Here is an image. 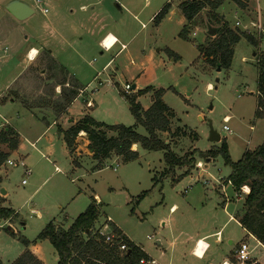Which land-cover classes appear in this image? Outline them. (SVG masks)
I'll use <instances>...</instances> for the list:
<instances>
[{
	"label": "rangeland",
	"instance_id": "rangeland-1",
	"mask_svg": "<svg viewBox=\"0 0 264 264\" xmlns=\"http://www.w3.org/2000/svg\"><path fill=\"white\" fill-rule=\"evenodd\" d=\"M41 1L42 4L35 7L27 0L36 15H40V7H45L50 10L49 16H53L58 13L56 6H60L67 18L70 8L76 7L73 4H77V9L80 6L77 0ZM185 1L188 0H117L114 4L107 0L105 6L110 9L109 13L99 11L97 6L101 18L109 17L112 22L122 23L132 39L121 56L115 57L114 52L106 55L104 62L113 59L114 64L97 78L94 79L95 72L88 68L86 78L93 80L91 88L96 92L93 96L90 93L82 95L71 111L72 120L90 116L100 123L133 127L136 121L129 103L121 95L125 86L135 85V90H164L165 103L177 115L172 132L187 126L199 135V140L194 142L193 138H184L180 133L179 138L173 133L162 134L161 138L171 142L179 156L194 155L204 165L200 169L197 166L192 176L179 182L173 179L184 171L177 170L161 177L167 167L163 152L137 148L140 158L135 162L124 163L120 158H113L106 161L103 168H97V162L86 155L90 150L85 134L77 139L74 156L80 166H76L63 135H60L71 127V118L58 119L51 109H29L22 102L26 100L28 105L37 107L44 104L46 96L50 101H57L53 96L54 84L46 86L44 80L29 77L36 74L28 69L24 79L29 77V85L20 86L19 82L7 87L8 79L0 74V131L6 126L17 131L20 135L18 149L21 147L8 159L17 166H9L6 162L0 168V207L15 212L11 219L0 220V261L3 264H11L23 254L26 247L22 240L29 243L28 250L43 264H58L52 244L37 240L38 236L53 220L69 227L86 211L94 195L101 205L97 227L110 218L130 241L150 252L161 264H210L212 260L222 264L230 256V261H234L235 252L243 246L249 252L246 264H256L255 260L264 264V249L241 225L229 221L230 215L242 211L245 199L243 190L237 195L232 186L225 183L231 172L230 166L225 164L222 156L211 162L198 157L200 152L214 149V145L216 148L221 146L211 140V130L225 140L234 163L264 142V116L260 113L257 116L258 70L254 56L260 49L241 39L235 47L231 66L220 71L206 62L200 50V46L206 47L217 37L210 36L209 29H221L223 24L237 29V22L250 25L258 22L259 17L264 22V0H250L246 9L227 2L215 14L218 18H213L209 8L204 9L190 26L186 40L180 37L187 21L179 8ZM119 2H122V10ZM167 4L171 5L169 13L156 25L153 19ZM92 11L93 6L87 13ZM12 26L1 8L0 32L2 27L12 29ZM112 42L110 37L106 45ZM259 44L264 51V39ZM95 58L94 69L103 63L99 56ZM7 60H10L9 64L3 66L8 69L3 74H17L23 51L16 56L6 54L2 63ZM117 68L120 69L117 71ZM208 85H212V89ZM8 88L19 92L18 96L13 95L17 99L15 102H4V97L12 96ZM135 90L129 94H134ZM151 93L139 98L144 110L152 105ZM88 102L93 107H87ZM226 116L230 117L227 126L231 133L223 130ZM138 132L146 135L143 128ZM0 148L9 152L6 145ZM26 171L31 174L27 175ZM155 177L157 181H154ZM24 180L27 185L22 184ZM217 232H220L219 244ZM208 234H214L206 238L211 250L206 259L198 260L190 254L191 248L197 239ZM157 241L162 242L161 247ZM206 248L205 241H199L194 255L202 258Z\"/></svg>",
	"mask_w": 264,
	"mask_h": 264
},
{
	"label": "trees",
	"instance_id": "trees-1",
	"mask_svg": "<svg viewBox=\"0 0 264 264\" xmlns=\"http://www.w3.org/2000/svg\"><path fill=\"white\" fill-rule=\"evenodd\" d=\"M249 1L188 0L181 3L179 8L185 16L187 25L182 29L180 37L185 40L189 38L190 26L204 9L209 8L213 13V18H216L215 14L225 3L232 2L239 8L246 9V4ZM170 7V4L165 5L155 16L153 22L156 25L160 24L167 16ZM216 35L217 37L209 45L200 46V50L206 62L218 70L231 66L235 47L241 39H246L255 47L259 46L258 41L253 36L238 29H231L228 24H223L221 29L217 30ZM256 58L257 90L261 95L257 102V116H259L261 114L259 108L264 107V54L256 52ZM71 83L73 84L72 90L66 92L63 88L57 101H49V105L57 117L65 112L82 90L77 82L72 80ZM148 92H153L152 105L145 111L138 102V98ZM121 95L129 103L130 111L136 121L135 126L108 125L97 122L90 116H85L68 130L61 132L72 158L76 151V140L80 134L84 133L89 142L88 148L92 152V159L97 162L99 169L104 167L106 161L113 158H120L124 163L136 161L139 153L133 148L137 146L147 152H163L167 168L162 173V178L177 170L184 172L181 176L174 178V182H179L190 175L202 161L190 154L179 156L172 149L171 142L167 143L161 138V135L173 133L174 137L193 138L194 142L199 140V137L197 133L186 126L178 127L176 132H172L173 120H175L176 115L162 99L164 90L156 91L148 88L136 94L130 95L123 92ZM22 102L29 109L38 108V105L32 107L25 101ZM139 128H143L146 135H141L138 132ZM178 133L181 135L179 136ZM19 139L18 133L10 126L3 127L0 131V146L6 145L9 149V152H4L0 148V168L8 161L10 152L18 149ZM218 156H222L225 164L231 169V174L225 183L230 184L237 195L242 194L243 188H249V193L245 195L243 209L236 214L235 219L238 220L244 230L264 246V144L254 151H247L237 163L232 162L225 140H222L220 147L198 154L200 159L206 161H212ZM73 163L79 166L75 158ZM14 215L15 212L12 209L0 207V220L11 219ZM99 218L100 206L97 200L92 197L86 211L80 214L69 228L66 229L52 221L40 233L37 240L48 241L52 244L58 256V264H140L141 260H150L148 255L130 241L113 223L111 227L115 239L112 243H107L105 237L97 232ZM11 232L13 231L11 230ZM22 243L26 250L11 264H43L28 250L29 243L26 240H22ZM122 245L126 246V251H121ZM231 262L236 264L235 260ZM0 264L3 263L0 261Z\"/></svg>",
	"mask_w": 264,
	"mask_h": 264
},
{
	"label": "crops",
	"instance_id": "crops-1",
	"mask_svg": "<svg viewBox=\"0 0 264 264\" xmlns=\"http://www.w3.org/2000/svg\"><path fill=\"white\" fill-rule=\"evenodd\" d=\"M13 1H20L22 3L27 4L31 9H33L34 13L30 15L29 17H27L26 19H23V20L16 19L7 11L8 5ZM30 1L35 4V7L38 5L37 3L38 0H30ZM105 1L107 0H77L76 2L78 3V5H80L79 8L78 9L76 8L77 4H73L76 7H73V8L71 7L70 17L65 18L63 11L60 10L61 8L60 6H56L58 13H56L53 16H49L50 10L45 7H40V15H36L34 7L30 5L29 3H27V0H2L0 2V11L2 8L5 14V19L8 21L9 24H13L12 29L11 27L9 28L2 27L3 31L0 32V74L4 75L5 79H8L7 87L14 86L18 84L19 82H21L19 84L20 86L29 85L30 84L29 77L32 76L31 78H34V79L36 77V79L38 78V79L44 80L46 86H50L54 84L53 90L55 91V93L53 94V96L56 100H58L60 98V94L63 88L66 90V92L73 89L72 87L73 84L71 83L73 80L77 82L79 86H81L82 90L80 91L78 97L74 99V101L68 106L65 112L61 114L59 117L56 116L55 111L49 105L50 99L48 98V96H46V100L45 99L43 100L44 104L42 106H38V108L44 107L49 110L51 109L53 113L55 114V117L58 119H63L64 117H68V119L71 118L72 116L71 111H72V106L74 105V103L82 95L85 96L86 94L90 93L93 96L96 92L95 89L91 88L93 85V80L89 81L86 78V75L88 74V68H90L92 71L95 72L96 75L94 79L97 78L96 76H100L105 70L108 69V67L114 64L113 59H110L109 61L104 62V60L106 59V55L114 52L115 57L121 56L122 51L126 48L130 40L132 39V37L130 36L131 34L127 32V30H125L124 27H122V23L118 24V22L116 21L114 22L110 21L109 17L101 18L99 16V12L96 11L97 6H99L100 8L99 11L103 13H109L110 11V9L107 6H105ZM110 1L113 2L114 4H117V0H110ZM41 4H42V1H41ZM120 5L121 6H119V9L122 10V2L120 3ZM92 6H93L92 13H87L89 7H92ZM45 10H47V12H45ZM96 12H98V15H95ZM262 23L264 27V22ZM25 33L27 34V36L24 35ZM110 37L113 38L112 43H114V45L109 51H105L102 47V42L106 38L108 41ZM260 42L258 41V43ZM258 48L260 49L258 53L264 54V51L261 50L260 44ZM21 51H23V60L20 63V69L18 73L15 75L3 74V71L5 69H8L7 66H3V65H8L10 61V60H7L4 63H2L3 60L6 59V54L12 53L14 56H16ZM98 56L100 60L102 59L103 63L98 68L94 69L93 67H94V64L96 63L95 57H98ZM254 56H256V53H254ZM132 64H134V62H132ZM28 69L31 70V73L36 74V76L30 74L28 78L24 79V74H26L25 71H28ZM118 69L120 68H117V71ZM37 71H39V74ZM49 72L51 73L49 74ZM54 72L57 73L58 75H56ZM37 74H38V77H37ZM257 82H258V71H257ZM131 88L133 90L137 89L135 85L132 86ZM208 88L212 89V85H208ZM8 89L10 90L9 93L12 96L4 97V100H5L4 102L5 103H7L8 101H11V103L15 102L17 99L14 96H18L16 94H19V92L17 90H11L10 88ZM256 90H257V87H256ZM82 91L84 92L82 93ZM139 91H142V90L140 89L135 90L134 94H136ZM165 94L166 92H164V95L162 98L163 101H164ZM151 95H152L151 97H153V92L151 93ZM252 96H255V95H252ZM139 98H138V102H139ZM256 99L258 102V94H257ZM261 116L263 115L261 114ZM226 117H228L230 121V117L229 116H226ZM175 120H177V115H176ZM77 121L79 120L77 119L72 120L71 118L70 119L71 127ZM178 121L180 122V120ZM54 123H56V121ZM228 133H231V132H228ZM83 134L84 133H82V135ZM221 142H222V139L218 143V145L221 144ZM76 143H77V140H76ZM32 146L35 148V143H32ZM134 148L133 150L139 153V149H137L138 147L134 146ZM214 148H216L215 145H214ZM20 149L21 147L17 149L16 151L11 152L12 154L10 153V155L14 156V154L19 152ZM202 153H205V152H202ZM86 155L92 158L91 151L87 153ZM42 156L45 157L44 155ZM73 158H76V157L73 156ZM139 158H140V154H139L138 159ZM207 162H211V161L208 160ZM79 166H80V163H79ZM203 167H204L203 163L200 162L198 164V169L203 168ZM192 175L193 174L191 172V174L188 176H192ZM154 179L156 180L157 177H155ZM247 191H249V188H247ZM93 198H95L98 202L100 201L97 198V195H94ZM2 199L3 201L6 200L4 197H2ZM100 215H101V205H100ZM235 217L236 215L235 216L230 215L229 221H235L240 225V223L238 222V220L235 219ZM65 220H67V217ZM53 221L56 222V220H53ZM56 224L64 227V225H61L60 223H56ZM69 227H64V228L67 229ZM245 232L253 240H255L260 247L264 249V246H262V244L258 242L255 237L249 234L246 230ZM123 234L125 235L124 232ZM215 234L217 235L216 242L217 244H219L220 243V232H217ZM212 235L208 234L204 236L203 238L197 239L191 248L190 254H192L198 260L206 259L209 251L211 250V245L206 241V238ZM201 240L205 241V243L207 244V248L205 249V253L203 257L198 258L197 256L194 255V249L197 243ZM192 243L193 242L191 241L190 244ZM156 244L160 247L162 246L161 241H157ZM230 244H233V242L230 241ZM140 248L142 249V251H144L148 255L150 259L149 261L154 260L155 264H161L159 260H157V258H155V256H153L150 252L146 251L143 247H140ZM34 250L35 252L37 251L36 248ZM230 257L227 259H224L222 264L223 263L233 264L230 261ZM234 258L236 261V255ZM254 263L262 264V263H259L257 260H255ZM210 264H217V262H215V260H212Z\"/></svg>",
	"mask_w": 264,
	"mask_h": 264
},
{
	"label": "built area",
	"instance_id": "built-area-1",
	"mask_svg": "<svg viewBox=\"0 0 264 264\" xmlns=\"http://www.w3.org/2000/svg\"><path fill=\"white\" fill-rule=\"evenodd\" d=\"M37 3L41 4V1L38 0ZM45 12H47V10H45ZM236 26H237V29H240L242 32H245L246 34L253 36L257 41H262V39H264V27L262 25L260 17H259L258 22H251L250 25H246V24L242 25L240 22H237ZM106 42H107V38L102 42V47L105 51H109L113 47L114 43H111V45L108 46V45H106ZM131 90H132L131 86L127 84L125 86L124 93L129 94ZM83 92L84 91H82V93ZM257 94H258V97L261 96L259 93H257ZM263 101H264V99H263ZM87 105H88V107L93 106L91 102H88ZM259 111L264 116V107H260ZM224 123H225V125L223 127V130L225 132H231L230 128L227 126V124L229 123L228 117H226L224 119ZM7 164L9 166H13V167L17 166V164L11 160H8ZM26 174L27 175L31 174V171H26ZM22 184L23 185L27 184V181L24 180L22 182ZM243 192H245V195L249 193V191H247V187L243 188ZM98 204H99V202H98ZM112 223L113 222L111 221V219L108 218L107 221L105 223H103V225L97 227V232L102 237H105L107 243H112L115 239V234L113 233V229L111 227ZM120 249H121V251H126V246L122 245L120 247ZM247 261H249V252L247 251V247L243 246V248H241L240 250H238L236 252V262H237L236 264H246ZM140 264H155V261L154 260H152V261L141 260Z\"/></svg>",
	"mask_w": 264,
	"mask_h": 264
},
{
	"label": "water",
	"instance_id": "water-1",
	"mask_svg": "<svg viewBox=\"0 0 264 264\" xmlns=\"http://www.w3.org/2000/svg\"><path fill=\"white\" fill-rule=\"evenodd\" d=\"M7 11L18 20L26 19L34 13L33 9H31L27 4L20 1L11 2L7 7ZM216 33L217 29H209L208 31V34L210 36H215ZM211 140L215 143H219L221 141V136L218 135L215 131L211 130Z\"/></svg>",
	"mask_w": 264,
	"mask_h": 264
},
{
	"label": "bare ground",
	"instance_id": "bare-ground-1",
	"mask_svg": "<svg viewBox=\"0 0 264 264\" xmlns=\"http://www.w3.org/2000/svg\"><path fill=\"white\" fill-rule=\"evenodd\" d=\"M223 264H227V263H223Z\"/></svg>",
	"mask_w": 264,
	"mask_h": 264
}]
</instances>
